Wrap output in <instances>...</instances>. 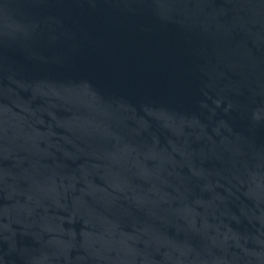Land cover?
I'll return each instance as SVG.
<instances>
[{
  "label": "water",
  "instance_id": "water-1",
  "mask_svg": "<svg viewBox=\"0 0 264 264\" xmlns=\"http://www.w3.org/2000/svg\"><path fill=\"white\" fill-rule=\"evenodd\" d=\"M0 264H264V0H0Z\"/></svg>",
  "mask_w": 264,
  "mask_h": 264
}]
</instances>
